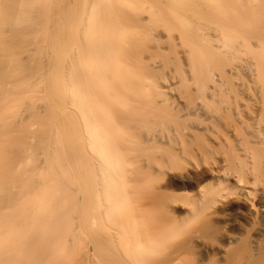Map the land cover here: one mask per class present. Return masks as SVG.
Listing matches in <instances>:
<instances>
[{
  "label": "rangeland",
  "instance_id": "obj_1",
  "mask_svg": "<svg viewBox=\"0 0 264 264\" xmlns=\"http://www.w3.org/2000/svg\"><path fill=\"white\" fill-rule=\"evenodd\" d=\"M237 1L223 23L195 9L209 25L210 42L197 43L203 59L189 55L190 36L171 21V33L158 22L131 26L141 38L105 60L94 95L86 78L94 60L81 54L87 38L74 41L48 124L59 157L61 144L66 150L69 222L43 264H264V233L254 242L264 229V0ZM219 22L238 41L228 52L212 26ZM39 142L25 152L27 176L50 173ZM53 189L39 185L29 201Z\"/></svg>",
  "mask_w": 264,
  "mask_h": 264
},
{
  "label": "bare ground",
  "instance_id": "obj_2",
  "mask_svg": "<svg viewBox=\"0 0 264 264\" xmlns=\"http://www.w3.org/2000/svg\"><path fill=\"white\" fill-rule=\"evenodd\" d=\"M220 1L65 0L60 5L55 0H0V264H43L63 243L67 233V208H70L71 199L67 194L68 181L64 173V166L67 165L66 150H62L65 148L61 144L62 157H59L57 145L61 141L58 142L50 135L48 127L51 126L49 121L56 111L53 97L56 73L58 69L64 72V66L69 63L72 67L74 41L87 38V45L80 44V47L81 54L94 60L86 71L88 90L94 95L100 90L95 84L96 77L103 78L104 72H108L105 60L123 55L129 40L141 38L140 33L131 26L143 27L145 22H158L169 33L171 30L168 27L174 26L166 24L171 21L184 30L180 31L183 33L182 37L190 36V40L184 36L187 42L184 41L190 49L189 55L199 54L197 58L201 56L198 41H210L207 39L208 30L204 31L207 23L204 25L200 21L205 16H200L201 13H197L195 9H202L198 12L205 9L208 13L212 11L209 15L220 16L216 17L223 23L229 20V8L237 10L241 7L237 0H227L228 3L222 0L227 4L222 8L223 3ZM194 11L197 15L192 14ZM144 14L149 17L145 19ZM222 23H214L212 26L220 32L217 37L223 43V51L228 52L229 46L233 44V40L232 43L228 40L233 37L230 38V31L221 28ZM61 24L63 27L59 26ZM189 25L195 29L192 30ZM235 42L238 44V41ZM232 48L233 46L230 49ZM44 56L47 57V64ZM203 56L200 59L205 58ZM114 71L120 73L122 67L114 66ZM49 74L51 78L48 81L46 76ZM45 82L49 84V88L44 87ZM38 99L46 102L44 108L37 106ZM24 108L28 111H24ZM38 136L42 141L39 137L37 144L33 142L34 147L31 146V140ZM38 142L42 147L41 151L50 153L47 161L50 173L42 176L35 169L27 176L29 166L25 152L27 148L30 149L29 146L33 147L31 149L39 147ZM37 150L39 151L38 148ZM56 181L58 187L61 186V191L57 189ZM48 183L54 184L55 189L43 191L41 196L30 202L29 193L39 185ZM56 189L60 193L64 191L67 196L61 197L63 193L59 196ZM27 227L31 228L29 233ZM262 233L264 229L255 230V245Z\"/></svg>",
  "mask_w": 264,
  "mask_h": 264
}]
</instances>
